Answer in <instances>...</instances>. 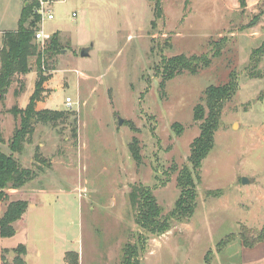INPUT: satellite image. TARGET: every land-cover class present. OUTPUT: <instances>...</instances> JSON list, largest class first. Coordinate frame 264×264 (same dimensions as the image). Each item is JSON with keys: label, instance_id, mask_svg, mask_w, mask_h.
Returning a JSON list of instances; mask_svg holds the SVG:
<instances>
[{"label": "rangeland", "instance_id": "obj_1", "mask_svg": "<svg viewBox=\"0 0 264 264\" xmlns=\"http://www.w3.org/2000/svg\"><path fill=\"white\" fill-rule=\"evenodd\" d=\"M28 1L0 0V48ZM46 1L54 18L39 28L57 34L59 51L47 56L43 71L52 79L39 106L63 116L33 117L32 133L13 152L36 175L7 190L1 204L3 214L10 201L29 203L28 226L21 218L18 233L0 237V264H17V241L28 248L26 264H67L70 251L80 264H123L128 244L137 250L134 264H264V242L245 247L241 238L264 227V0H161L160 18L158 0ZM84 50L91 55L82 57ZM205 53L209 66L161 86L164 59ZM36 60L30 58L32 71L17 76L0 106V148L8 154L25 116L14 108L26 109L39 78ZM231 77L238 89L224 103L214 148L194 174L195 212L152 234L136 222L132 190L150 188L169 216L180 196L179 170L201 133L195 107L202 102L207 114L206 89ZM134 138L140 164L130 150ZM243 177L250 181L243 184Z\"/></svg>", "mask_w": 264, "mask_h": 264}, {"label": "trees", "instance_id": "obj_2", "mask_svg": "<svg viewBox=\"0 0 264 264\" xmlns=\"http://www.w3.org/2000/svg\"><path fill=\"white\" fill-rule=\"evenodd\" d=\"M38 0L28 1L21 11L19 27L16 30L6 31L4 33V44L0 48V106L4 101L8 90L12 83L17 80L18 75H27L32 71L30 58L36 57L37 71L39 78L35 84V90L31 95L30 102L25 110L14 108L16 115L25 114L22 118V126L16 130L13 140L10 143L11 154L4 152L0 148V207L10 195L7 190H17L25 186L31 181L36 173L31 169L24 168L19 161L13 156V152H19L23 148V142L26 141L28 135L32 133L31 122L32 118L36 117L45 122L57 121L63 116V111H51L50 109L36 110V103L41 101L42 93L44 92V83L52 76L46 75L43 71V65L46 64L47 56H52L59 51L58 36L54 34L51 40L46 44L44 50L36 41L35 32L39 29L41 15L36 11L39 7ZM161 0H158L156 5V14L161 17L163 10L161 9ZM216 52H220V44H215ZM264 47V46H263ZM263 47L256 49L254 53H259ZM259 62V61H258ZM254 70L257 69V64ZM211 63L210 54L202 55H175L163 60V80L161 86L164 87L166 81L176 77L177 75L188 72L196 74L202 67L209 66ZM46 67V65H45ZM262 73L256 72L255 76H260ZM22 85L23 82H22ZM22 86L15 94L19 96L24 90ZM237 80L231 77L230 82L220 85H211L205 91V104L198 103L194 111V120H203L201 124V133L191 144V153L189 155V164L184 165L177 177L180 196L176 203L175 209L168 217H163V210L158 204L155 195L150 188L135 187L130 199L135 207V219L137 224L143 229L152 234H163L171 227V219L183 221L190 218L195 212L197 198L196 192V177H199L200 169L204 159L208 157L215 145V133L219 128L220 115L224 103L231 98L237 91ZM22 91V92H21ZM1 108V107H0ZM1 114V109H0ZM177 133L182 132V125L175 123L173 125ZM4 142L0 127V143ZM139 140L134 138L130 145V150L133 158L138 164L141 163L142 157L139 148ZM27 200H13L8 204L5 212L1 214L0 210V237H13L17 228L15 223L19 221L25 214L28 207ZM242 241L245 247H255L259 243L264 242V227L259 231L254 238H248L244 232L241 233ZM17 253L15 261L17 264H26L25 259L21 254L26 253V246L20 244L15 248ZM136 248L130 244L125 247V255L123 264H134ZM67 264H80V255L77 252H67L65 254ZM125 261V262H124ZM2 264H8L4 259Z\"/></svg>", "mask_w": 264, "mask_h": 264}, {"label": "built area", "instance_id": "obj_3", "mask_svg": "<svg viewBox=\"0 0 264 264\" xmlns=\"http://www.w3.org/2000/svg\"><path fill=\"white\" fill-rule=\"evenodd\" d=\"M39 7L37 8V12L41 15V21L45 20L46 18L48 19H53L54 18V14L53 11L46 6L47 2L46 0H40L39 1ZM73 15H76V13H73ZM35 36H36V41L40 43L41 48L44 50L46 44L51 40V38L53 37L52 34L47 33L43 28H39L36 30L35 32ZM43 68H45V65H43ZM74 102L72 97H67L66 98V105L68 107L73 106Z\"/></svg>", "mask_w": 264, "mask_h": 264}, {"label": "crops", "instance_id": "obj_4", "mask_svg": "<svg viewBox=\"0 0 264 264\" xmlns=\"http://www.w3.org/2000/svg\"><path fill=\"white\" fill-rule=\"evenodd\" d=\"M91 52H92V50L90 51V55H91ZM52 79V78H51ZM51 79L48 81V82H50L51 81ZM20 99H21V97H20ZM41 101H38L37 103H36V110H42V109H44V108H41L40 106H39V103H40ZM28 104V102H26V105ZM26 105L24 106V105H22L21 107L22 108H25L26 107ZM28 214H27V211L25 212V214L23 215V217H22V220H20V222H22V223H24L26 226H28V223H27V216ZM19 230H20V228H17V232L16 233H18L19 232ZM18 243V241L15 243V244H13L12 246H13V248L15 247V246H17V245H20V244H23V243H20V244H17ZM25 245V244H24ZM26 246V245H25ZM27 253H28V248H27V246H26V253H24L23 254V258L25 259V261H26V263H27V260H26V256H27Z\"/></svg>", "mask_w": 264, "mask_h": 264}, {"label": "water", "instance_id": "obj_5", "mask_svg": "<svg viewBox=\"0 0 264 264\" xmlns=\"http://www.w3.org/2000/svg\"><path fill=\"white\" fill-rule=\"evenodd\" d=\"M81 56L82 57H89L90 56V51H87V50H84V51H81ZM123 123V119L122 118H119V125H121ZM250 180L246 177H243L242 178V183L243 184H247Z\"/></svg>", "mask_w": 264, "mask_h": 264}]
</instances>
